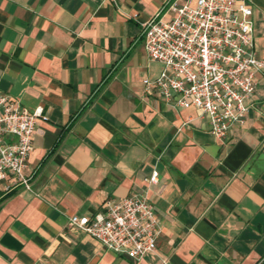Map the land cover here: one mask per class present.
Masks as SVG:
<instances>
[{
  "label": "crops",
  "instance_id": "crops-1",
  "mask_svg": "<svg viewBox=\"0 0 264 264\" xmlns=\"http://www.w3.org/2000/svg\"><path fill=\"white\" fill-rule=\"evenodd\" d=\"M164 1L0 0V91L44 115L23 169L31 189L0 179V264H264V72L225 137L144 90L163 63L142 22ZM248 1L264 57V0ZM132 192L160 220L139 259L68 223Z\"/></svg>",
  "mask_w": 264,
  "mask_h": 264
},
{
  "label": "built area",
  "instance_id": "built-area-1",
  "mask_svg": "<svg viewBox=\"0 0 264 264\" xmlns=\"http://www.w3.org/2000/svg\"><path fill=\"white\" fill-rule=\"evenodd\" d=\"M253 23L248 0H165L142 22L148 58L163 63L156 78H143L144 90L169 104L194 106L215 137L227 136L233 123L244 122L256 74L264 72V57L255 53ZM42 116V107L29 109L0 91V179L6 189L18 184L31 189V175L23 169L35 121ZM147 177L157 183V170ZM103 207L89 216L71 214L68 223L131 259L155 250L160 220L147 195L107 198Z\"/></svg>",
  "mask_w": 264,
  "mask_h": 264
}]
</instances>
